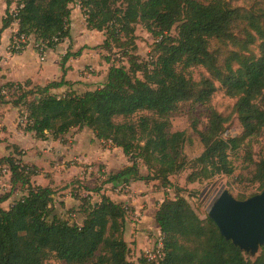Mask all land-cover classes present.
<instances>
[{
  "label": "trees",
  "instance_id": "trees-1",
  "mask_svg": "<svg viewBox=\"0 0 264 264\" xmlns=\"http://www.w3.org/2000/svg\"><path fill=\"white\" fill-rule=\"evenodd\" d=\"M71 3L18 0L17 15L13 18L7 10L1 30L16 21L14 36L54 49L69 38ZM81 13L86 28L104 37L96 48L107 54L104 60L110 64L105 81L94 90L63 95L52 93L69 85L63 78L43 87L30 81L7 83L0 87V106L17 109L26 121L23 131L37 140L87 128L94 139L120 149L129 164L110 172L90 191L99 196L95 203H79L82 221L77 224L55 214L54 190L32 182L38 174L35 167L12 154L0 157L10 186L0 198V264H50L51 259L62 264H264V245L254 260L249 259L179 194L163 199L155 212L161 257L130 262L124 240L128 209L102 192L106 184L129 179L158 181L166 188L170 177L186 169L191 171L188 183L233 174L229 153L264 128V10L234 7L227 0H82ZM137 26L153 39L144 62L136 55ZM114 49L120 50L125 64L115 65L109 58ZM80 54L67 53L64 60ZM194 68L206 74L194 80L189 72ZM218 91L235 101L240 137L222 136L228 119L210 106ZM184 103L209 110L206 129L193 128L204 149L192 160L183 154L186 133L171 131V117ZM247 158L253 164L250 182L262 191L264 158L254 162L251 153ZM140 166L146 174H140ZM74 181L80 182L67 186L73 187ZM14 192L20 196L3 208Z\"/></svg>",
  "mask_w": 264,
  "mask_h": 264
},
{
  "label": "crops",
  "instance_id": "crops-1",
  "mask_svg": "<svg viewBox=\"0 0 264 264\" xmlns=\"http://www.w3.org/2000/svg\"><path fill=\"white\" fill-rule=\"evenodd\" d=\"M9 7L5 0H0V86L7 83L17 84L30 81L34 86L43 87L63 78L69 85L57 88L52 92L56 95H63L70 91L81 94L94 90L105 81L109 68V63L104 60L105 52L98 49L82 50L85 45L89 46L86 34L90 30L86 28L85 17L80 10L76 8L71 10L69 38L54 49L45 48L44 61H40L35 48L36 44L32 38L28 40L21 52L12 53L9 51L10 42L18 30L16 21L12 22L5 30H1L2 20ZM98 34L101 38L95 46L101 44L104 38L101 33ZM80 50L79 56H72L64 60L67 53H76ZM88 66H92L93 74L86 72ZM5 105L6 108L4 105L0 106L4 107L5 115L17 117V109L10 104ZM11 140L16 152L21 153L18 159L23 164L37 169L38 174L32 178V182L37 186H49L53 189L60 185L67 186L73 180L87 182L93 179L92 172L96 169L90 167L91 163L105 166L104 169L108 173L119 171L128 165L126 157L120 149L112 147L109 143L107 148H103L101 144H105V142L94 139L92 131L87 128L72 129L57 139L47 135L45 140H37L33 133L18 130L16 134L12 135ZM113 152H118L116 156L121 154V159L117 157L118 162L113 159ZM0 157L6 156L1 155ZM118 163L121 166L118 167V170H114L116 169L115 164ZM96 171L99 177L102 176L103 170L96 169ZM68 187L61 193L66 195L67 200H71L67 195L71 187ZM102 192L112 201L123 204L132 215L130 217L139 218L141 215L145 217L152 213L154 221L157 207L163 201L160 198L161 193H154L152 185L131 179L126 183L106 184L103 186ZM19 196L13 195V200ZM156 201L158 203H155Z\"/></svg>",
  "mask_w": 264,
  "mask_h": 264
},
{
  "label": "rangeland",
  "instance_id": "rangeland-1",
  "mask_svg": "<svg viewBox=\"0 0 264 264\" xmlns=\"http://www.w3.org/2000/svg\"><path fill=\"white\" fill-rule=\"evenodd\" d=\"M227 1H231L232 6L234 7H243L246 9L253 10H264V0ZM5 3L7 4L6 1ZM6 15L7 13H5L4 16L6 17ZM135 35L136 55L139 57V61H147L149 55L151 54L150 51L153 39L139 26L136 27ZM86 36V39L88 41L87 43L89 44V46L85 45L82 49L96 50L97 48L95 44L98 42L101 36L98 33L91 31L87 33ZM215 47L216 46L213 42L211 44V49L213 50V48ZM108 55L115 65H122L126 62L124 57H122L120 50L118 49H114L113 52ZM89 68L92 69V66L86 67V72H88L89 74H93L94 70L92 69L89 71ZM189 72L194 80H197L200 78L201 75L206 74L202 68H194L191 69ZM234 102V100L224 96L221 91H218L213 95L210 103V106L213 110L228 119V122L223 126L224 133L222 136L225 139L241 136L240 125L238 123L237 117L233 114ZM4 107L6 108V105H4ZM4 107H0V156L2 155L7 157V154L13 155L20 153L16 152V149L14 148L11 142V138L12 135L16 134V131L18 130L24 132L22 127L25 125V123L24 117H19V113L17 110V117L10 116L8 114L6 116L5 110H3ZM208 113L209 110L206 106L184 103L179 106V110L171 117V131H183L186 133V143L183 148V154L187 157L188 160L195 159L203 152L204 147L201 144L199 137L197 136L193 128L196 127L198 131H204L207 126ZM101 145L103 148L108 147V143H103ZM116 153L118 152H113V159L118 162L117 159H121V154L116 156ZM248 153H251L252 161L254 162H257L261 158H264V128L259 135L242 141L237 150L229 153V158L234 169V172L231 176L221 175L214 177L210 180H201L194 183H188L186 178L191 171L189 169H186L183 172L170 177V186L166 188L162 187L158 181L149 182L148 184L153 186V190L155 191L154 193H161L160 198L162 200L165 198L173 199L175 194H179L187 201V203L191 206L197 216L201 220H204L207 217L208 209L211 203L222 190H227L236 199L240 198L241 196H248L253 193L258 194L259 192H261L258 191L257 184H252L250 182L251 173L253 171V164L248 161ZM15 156L18 159V156ZM91 164L92 165L90 167H95L96 169L103 170V173L100 171L102 176L99 177L97 175L96 169H94V171L92 172L93 179L87 182L85 181L84 183H82V181H74V186H71L69 192L67 191V195L71 200H67L66 195L64 193H61L66 188H69L68 186L60 185L56 188H53L54 196L52 207L54 209L55 214L61 217L62 219L70 221L71 223H81L82 216L77 212L79 203H81L82 201L95 203L99 199V196L95 192L93 193L90 191L98 188L99 185L102 184L103 181H105L106 177L109 174L108 172H106L107 170L104 169L105 166L94 163ZM115 165L116 169L114 170H118V167L121 166L120 163ZM139 172L141 175L146 174L145 167L140 166ZM8 192V188L0 189V198L7 195ZM12 195L16 197L19 194L14 192ZM13 199V196L10 197L1 206L7 209L11 205ZM155 203L158 202L156 201ZM130 216L132 215H128V219L126 222L127 225L124 233V240L129 246L128 260L130 262H136L138 258H145L147 253L154 249L157 242V238L160 237V233L158 231V227L155 221L153 220L152 213L145 217L141 215V219H139L141 216L139 218H136L135 216ZM245 255L249 257V259L254 260L249 255ZM50 264L62 263L55 259H51Z\"/></svg>",
  "mask_w": 264,
  "mask_h": 264
},
{
  "label": "water",
  "instance_id": "water-1",
  "mask_svg": "<svg viewBox=\"0 0 264 264\" xmlns=\"http://www.w3.org/2000/svg\"><path fill=\"white\" fill-rule=\"evenodd\" d=\"M207 217L220 235L255 259L264 245V188L245 200L222 190L211 203Z\"/></svg>",
  "mask_w": 264,
  "mask_h": 264
},
{
  "label": "built area",
  "instance_id": "built-area-1",
  "mask_svg": "<svg viewBox=\"0 0 264 264\" xmlns=\"http://www.w3.org/2000/svg\"><path fill=\"white\" fill-rule=\"evenodd\" d=\"M5 1L10 6L8 14L11 15L14 18L17 15L18 9L20 8V6L18 4V0H5ZM81 1L82 0H72V3L69 6L70 9L72 10V9L76 8V9L81 11ZM29 39H30V37H26L24 35L14 36L12 38L11 42H10L9 51H11V52H19V51H21L25 47V45L27 44ZM35 48H36V50L38 52V55L40 57V61H44L45 48L43 46L39 45V44H36ZM88 70L90 71L92 69L89 68ZM1 94L2 95H6L7 91L3 90V91H1ZM25 122L26 121L24 119V123ZM0 172H1V175L4 176V177H2L0 175V189L8 188L10 190V186H9V172H8L7 168L6 167L0 168ZM162 249H163L162 239H161V237H158L154 249L147 253L145 259L154 260V259L160 258L161 255H162Z\"/></svg>",
  "mask_w": 264,
  "mask_h": 264
}]
</instances>
